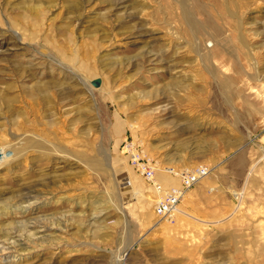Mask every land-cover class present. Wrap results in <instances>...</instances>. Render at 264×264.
Listing matches in <instances>:
<instances>
[{"label": "rangeland", "instance_id": "rangeland-1", "mask_svg": "<svg viewBox=\"0 0 264 264\" xmlns=\"http://www.w3.org/2000/svg\"><path fill=\"white\" fill-rule=\"evenodd\" d=\"M0 165V264H264V0H0Z\"/></svg>", "mask_w": 264, "mask_h": 264}, {"label": "built area", "instance_id": "built-area-1", "mask_svg": "<svg viewBox=\"0 0 264 264\" xmlns=\"http://www.w3.org/2000/svg\"><path fill=\"white\" fill-rule=\"evenodd\" d=\"M133 161L136 170L141 177L149 183L156 194L153 208L154 215L159 220L168 223L175 221L178 203L182 196L194 185L204 179L209 172V170L203 166H196L190 170H183L177 174V179L179 181L178 187H164L161 182L157 181L153 169L144 163H139L136 159Z\"/></svg>", "mask_w": 264, "mask_h": 264}, {"label": "crops", "instance_id": "crops-1", "mask_svg": "<svg viewBox=\"0 0 264 264\" xmlns=\"http://www.w3.org/2000/svg\"><path fill=\"white\" fill-rule=\"evenodd\" d=\"M198 162H200L198 157H196V156H188L183 161H181V160L179 161L178 160L177 164L181 163V164L193 165V164L198 163Z\"/></svg>", "mask_w": 264, "mask_h": 264}, {"label": "water", "instance_id": "water-1", "mask_svg": "<svg viewBox=\"0 0 264 264\" xmlns=\"http://www.w3.org/2000/svg\"><path fill=\"white\" fill-rule=\"evenodd\" d=\"M99 80L98 79H96V80H94L93 82H92V86L93 87H98L99 86Z\"/></svg>", "mask_w": 264, "mask_h": 264}, {"label": "bare ground", "instance_id": "bare-ground-1", "mask_svg": "<svg viewBox=\"0 0 264 264\" xmlns=\"http://www.w3.org/2000/svg\"><path fill=\"white\" fill-rule=\"evenodd\" d=\"M9 149H10V148H9ZM2 151H3V150H2ZM4 151H5V150H4ZM4 151L2 152V153H3V155H4V153H5ZM6 161H7V160H6ZM2 164L4 165V163H2ZM0 166H1V165H0ZM177 213H178V211H177Z\"/></svg>", "mask_w": 264, "mask_h": 264}]
</instances>
